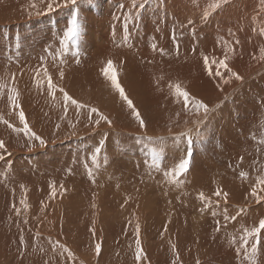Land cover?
Listing matches in <instances>:
<instances>
[{
	"label": "bare ground",
	"instance_id": "1",
	"mask_svg": "<svg viewBox=\"0 0 264 264\" xmlns=\"http://www.w3.org/2000/svg\"><path fill=\"white\" fill-rule=\"evenodd\" d=\"M119 1L85 0L80 5V19L85 25L80 54L73 56L76 48L69 46L61 81L58 76L61 45L57 37L62 38L70 19L68 10L58 9L37 16L36 11L45 7L41 0H0V77L8 79V74L15 73L20 103L29 125L48 141L46 147L34 142V150L29 151L27 138L22 133L17 135L0 123V140H4L12 153L0 161V174L11 162L8 178L5 180L0 175V264H137L134 231L128 226L129 220L134 226L137 217L147 255L142 264H172L175 259L172 244L179 252L180 264H246L241 226L258 225L264 218V201L257 203L250 196L256 178L264 176V145L257 143L264 139V60L259 59V50L264 49V11L256 9L264 8V0H230L225 8L227 13L221 16L220 29H214V25H197L195 36L184 26L186 16L206 8L213 0H172L174 14L165 7L139 10V16L134 13L131 21L125 19L127 11L120 8ZM131 1L123 0L125 5L120 4L126 6ZM33 3L36 8L31 7ZM123 22L129 23L127 41ZM233 25L238 28H230ZM173 29L180 45L179 56L175 54ZM225 30L235 33L228 36L240 41L229 65L244 77L243 83L233 80L223 85L218 77L209 76L204 67V55L210 59L223 58L226 46L218 42H224ZM17 36L21 42L19 50ZM153 42L167 55L153 51ZM50 45L55 60L46 52ZM41 56L47 57L54 82L62 85L74 99L97 107L112 121L111 117L119 114L118 121L124 125L114 128L101 122L100 128L93 131L85 127L87 111L81 110L77 117L74 106H69L67 118L62 119V95L57 93L53 101L46 90L35 86L34 75L42 65ZM108 59L114 61L118 78L129 97L139 102L140 111L149 108L152 117H160L156 118V130L147 129L148 136H163L155 133L159 131L157 128L161 130V125L171 127V135L195 127L187 125L193 121H189L181 103H177L169 83L179 81L204 102L218 101L222 105L200 127V132L206 135L205 143L199 146V139L194 136V164L178 178L180 187L169 183L162 172L149 168L150 145L147 141H144L146 145L140 144L136 139L144 133L143 129L136 125L133 134H126L130 133L127 123L133 117L126 104L122 108L112 105L123 101L102 74ZM161 76L163 79L157 86V77ZM218 83L223 92L216 87ZM102 92L108 97L103 102L105 107L100 105ZM0 115L20 126L18 116L7 102L6 89L4 98L0 99ZM123 116L128 122L122 121ZM77 119L80 123L76 135H70L72 129L68 122ZM184 119L188 120L185 125ZM57 123L61 125L59 132L55 131ZM165 130L162 133H167ZM220 138L227 141L221 142ZM133 143L138 146H132ZM101 145L97 168L91 163V157ZM198 147L202 152H197ZM185 148L183 141L178 146L169 141L160 157L162 168L170 170L183 157ZM218 154L222 161L216 158ZM89 167L95 183L87 174ZM241 171L248 172L246 180L240 179ZM53 183L58 193L55 198L51 196ZM60 185L67 189L63 195H60ZM217 187L229 192L228 203L221 201L220 209L213 207L201 212L198 194L203 191L215 203L217 198L213 193ZM21 200L26 202L27 209ZM13 204L20 209L19 216ZM224 208L230 216L236 215L238 208H245L246 212L237 216L235 222L224 221L221 215L212 216L213 211L219 213ZM25 219L27 224L23 223ZM216 219L222 225L219 233L214 231ZM93 226L95 236L91 233ZM21 237L29 244L23 259L18 251L22 247ZM232 237L236 238L235 244L230 242ZM50 241L65 244L74 253L75 260L53 251ZM97 241L102 242L99 257L94 253ZM257 260L258 264H264V234Z\"/></svg>",
	"mask_w": 264,
	"mask_h": 264
},
{
	"label": "snow or ice",
	"instance_id": "2",
	"mask_svg": "<svg viewBox=\"0 0 264 264\" xmlns=\"http://www.w3.org/2000/svg\"><path fill=\"white\" fill-rule=\"evenodd\" d=\"M160 2L162 3L163 0H160ZM229 2L230 0H213V2L208 5V8L203 11L202 20L206 22L211 12L220 9L223 5H227ZM41 3H43L45 7L42 10L36 11L35 14L37 16L48 15L50 13L56 12L58 9H67L70 17V19H68L66 23V28L62 33V38L57 37L61 45L59 48L58 67L60 70L58 72V76L59 79L62 81L65 76V72L63 70V66L65 64L64 56L65 54L68 53L69 46L72 45L76 48V51L72 53L73 56L78 57L80 54L79 44L82 38V34L84 32V26L81 23V19H80V5L85 3V0H41ZM149 3H151V0H132V8L138 9L137 17L139 16V10H143L145 6ZM31 7L36 8L37 6L35 3H33ZM123 7H124L123 5H120L121 9ZM31 15L32 13L30 12L29 16ZM131 18H132L131 13H129V15L126 16L125 19L127 20ZM194 23L195 22L192 21L191 19L188 20L187 22L189 26H192L190 27V32L193 36L196 35V29L193 26ZM231 35H235V33H231ZM124 39L125 41H127L128 39L127 24H125ZM172 40L175 42V48H176L175 54L179 56L180 45L178 42L175 29H173ZM224 44L226 46V51L224 52L223 58L210 59L207 55H204L202 57L204 67L207 69L209 76L218 77L223 85H228L233 80L243 83L244 77L240 75L238 72L234 71L233 68L230 67L229 65L230 57L236 54V45H239L240 41L239 39H236L231 44L225 41ZM20 46H21L20 37L17 36L16 38L17 50L20 49ZM151 48L153 51H158L162 56L167 55L165 50L163 48H158L155 42L151 44ZM193 51L195 50L193 49ZM46 52L49 55H52L54 60L56 59L54 52L52 51L51 45L49 46V49L46 50ZM259 52H260L259 59L264 60V49H260ZM253 58L255 59L256 57L254 56ZM40 59L42 65L40 68H38L35 71V75H34L35 86L39 90L42 91L46 90L47 93L51 96L53 101L56 100L57 93H60L62 95L63 111H64V116L62 117V119L67 118L69 106H74V108L77 110L76 113L77 117H79L81 110L87 111V121L85 123V127L95 131L100 128L101 122L106 124L108 127L113 126L112 120L103 112H101L97 107H91L84 103L79 102L77 99H74L65 90V88L62 85L54 82L52 74L48 71L47 57L41 56ZM79 62H80L79 59H77L76 63L79 64ZM213 66H215V70H213ZM102 74L109 83L110 88L113 89L115 93L118 94L120 100L123 101L124 104H126L127 108L130 110V114L138 123L139 128L144 130V133L141 136L136 137V139L138 142L147 141L150 145L151 163L149 164V168L155 169L157 172H162L164 177L168 178L169 183L175 184L177 187H180L181 181L178 178L188 173L194 164V159H193L194 136L197 139L202 138L200 132L201 125L204 122H206L210 113L216 111L222 105L217 104L215 105L214 108H211L202 99L193 96L189 91L185 90V88L181 86V82L176 81L169 83L168 87L170 91L174 92V95L177 99V103H181L182 110L184 111L186 116H189V118L192 119L195 127L188 128L185 131L175 135H171L170 137L161 136L154 138L147 135L148 125L146 119L142 115L141 111L134 104V101L129 97L125 87L122 85L120 79L118 78V70L112 59H108L106 61V66L102 68ZM42 79H43V83H42ZM162 79H163L162 76L157 77L156 80L157 86L159 85V82ZM216 87L221 92H223L224 89L221 86V83H218ZM5 89L7 90V102L10 105L11 111L18 116L20 126L18 127L15 124L11 123L9 120L5 119L3 115H0V123L7 125V127L12 129V131L15 132L17 135L22 133L23 136L27 138V147L29 151L34 150L36 146L34 142H38L40 147H46L48 141L45 140L42 136L38 135L35 131H33V129L29 125V122L26 117V113L20 103V91L16 86L15 73L8 74V79H5L4 77H0V99L4 98ZM224 99L227 100L228 96H225ZM179 116L180 113L179 112L176 113L177 120H179ZM79 123H80L79 119H77L75 122L71 120L68 122V127L72 129V131L69 133L70 135H76V128ZM187 123L188 120H185V124ZM60 127L61 125L57 123L55 125V131L59 132ZM169 132H171V128H169ZM169 140L174 146L180 145L181 142L183 141L186 144V148L183 157L180 158L178 162L175 163L174 166L170 168V170H165L161 166L160 157L162 156L165 150V146L169 143ZM257 143L264 145V139L258 140ZM102 147L103 145L97 147L91 157V163L96 165L97 168H99L100 166L99 157L102 151ZM0 150H2L0 151V161H5L6 155L7 156L12 155V153L7 150L4 140H0ZM240 159L242 161L243 157H241ZM10 171H11V162H8V164L6 165V171L0 175H3V178L6 180L8 178L7 173ZM68 171L69 173H71L70 169ZM87 174L89 178L92 179V182L95 183L94 173L92 168L90 167L88 168ZM149 175H151V173H149ZM239 177L242 180H246L248 178V172L241 171L239 173ZM60 188L62 189L60 195H63V193L66 192L67 189H64L63 185H60ZM261 192H264V176H258L256 178V183L251 188L250 196L253 197L257 203H260L264 201V195H261L260 194ZM57 194L58 193L56 190V185L53 183L51 185V196L55 198ZM213 195L217 198L215 203H213L211 197L206 196L203 191H201L198 194L197 198L202 204V207L200 209L201 212L205 211L208 208H213V207H215L216 209H220L221 201H223L224 204H227L230 194L228 191H225L223 188L217 187ZM20 203L24 206L25 209L28 208V205L24 200H21ZM125 203H127V200L125 201ZM169 203H171V201H169ZM12 207L15 210L16 215L19 216L20 209L16 208L15 204H13ZM93 207H96V205L93 204ZM245 212H246L245 208H238L236 215L230 216L228 214L227 208H224L219 213L217 211H213L211 214L213 217H217L218 215H221L224 221L235 222L237 216ZM9 218L11 219V217ZM23 223L27 224L28 223L27 219H25ZM215 224L216 227L214 231L219 233L222 227L220 219H216ZM128 226L133 227V231H134L135 261L137 262V264H142V262L147 259V255L142 246L141 225L139 222V218L137 217L134 226L132 220H129ZM241 230L243 234L240 237V239L243 243L244 260L246 261V264H258L257 255H258L259 246L261 244L262 234H264V218L260 219L258 225L255 226L247 227L242 225ZM165 231H167L166 227H165ZM91 233L93 236H95L96 229L94 226L91 228ZM37 236H39V233H37ZM250 241H251V245L249 247ZM230 242L235 244L236 238L232 237ZM50 243L52 244L53 251H58V253L61 255L66 254L67 258L75 260L74 253L65 244L59 241H54V242L50 241ZM20 245H22V247H20L18 251L20 258L23 259L24 255L28 251L29 244L26 240H24L23 237H21ZM171 248L173 250V255L175 257V259H173L172 261V264H180L179 252L176 248V245L172 244ZM41 251H43V249H41ZM237 251H240V249L238 248ZM101 252H102V242L97 241L94 244V253L97 257H99L101 255ZM197 264H199V262H197Z\"/></svg>",
	"mask_w": 264,
	"mask_h": 264
},
{
	"label": "rangeland",
	"instance_id": "3",
	"mask_svg": "<svg viewBox=\"0 0 264 264\" xmlns=\"http://www.w3.org/2000/svg\"><path fill=\"white\" fill-rule=\"evenodd\" d=\"M123 0H120L118 3H119V5H122V4H120V3H123L124 5H125V3L124 2H122ZM167 2H169V4L167 3ZM171 2V3H170ZM132 3V1L129 3V4H131ZM158 3H159V5H158ZM128 4V5H129ZM127 4H126V6L128 7V8H126V6H124L123 7V10L126 12V14L127 15H125V17L126 16H128L129 15V13H131V17H132V15L134 14V13H136L137 14V11H138V9H135V8H133L132 9V6H128ZM158 5V6H157ZM171 5H172V0H164V2H160V0H151V3H149V4H147L146 6H145V8L143 9V10H150V9H159V7L161 8V7H165V9H167V8H169L168 10H167V12H169L170 10L171 11H173L172 9H173V6L171 7ZM170 6V7H169ZM226 6L227 5H223L220 9H217V10H215V11H213V12H211L210 13V15H209V18H208V20L205 22V21H203L202 20V13H203V11L204 10H206L207 8H208V6L206 7V8H203V9H200L199 11H197L196 13H195V11L194 12H192L191 14H189V16L187 15L186 16V21L184 22V26H185V28L186 29H188V31H189V29H190V27H192V26H189L188 24H187V22H188V20H192V21H194L195 23H194V27H197V25H210V27H212L213 25H214V29H220V20H221V16L223 15V14H225V13H227V10L225 9L226 8ZM125 8V9H124ZM128 9V10H127ZM257 10H263L264 11V8L262 7V9H261V6L260 7H257L256 8ZM133 10V11H132ZM143 10H141V11H143ZM160 11V10H159ZM161 11H163V10H161ZM61 12V11H60ZM165 12V11H164ZM260 12H262V11H260ZM173 14L175 13V11H173L172 12ZM171 13V14H172ZM148 14H150V12H148ZM167 14V13H166ZM198 15V16H197ZM197 16V17H196ZM85 17L86 18H88V16H86L85 15ZM142 18V17H141ZM130 20V19H129ZM131 20H132V18H131ZM130 20V21H131ZM124 24H122V29H124L123 28V26L125 27V24H127L128 22H123ZM155 23V22H154ZM203 23V24H202ZM83 24V23H82ZM129 24V23H128ZM128 24H127V26H128ZM83 26H85L84 24H83ZM185 28H182V29H185ZM230 28H238L237 26H235V25H233L232 27H230ZM196 30H198V29H196ZM199 31H201V30H199ZM230 33H231V31L229 30H225V32H224V38H223V40H224V42L226 41V42H228V43H231L232 41H234L230 36H228V35H230ZM223 41H219L218 43H224ZM185 90H187V91H189L193 96H195V97H197V98H199V99H201L200 98V96H198V95H196V94H194L193 92H191L189 89H185ZM101 94V99H102V101H101V103H100V105H101V107H105L104 105H103V102H104V100L105 99H107L108 97L105 95V93L104 92H102V93H100ZM118 99L120 100V98L118 97ZM109 100V99H108ZM121 101V100H120ZM216 103H214V101H212V102H210L209 100H207V101H205V103H207L209 106H214L215 107V105H217L218 104V101H215ZM110 102H108V104H109ZM138 103L139 102H136L135 101V99H134V104L137 106V108L139 107L140 108V106L138 105ZM124 103L122 102V103H120V102H114V104H112V105H114L115 107H118V108H122V105H123ZM138 108V109H139ZM102 110H103V108H102ZM140 110V109H139ZM147 111V112H144V111ZM143 109V111H141V113H142V115L144 116V118L146 119V122H147V125H148V127H147V129H149V130H156L155 129V127H154V125H156L155 124V122L157 121L156 120V118L158 119V118H160V117H157V116H154V117H152L151 116V114H150V112H149V110H151V109H149V108H146V109ZM101 112H103V111H101ZM216 112V111H215ZM150 114V115H149ZM110 116V115H109ZM120 117V115L119 114H117V115H115V116H113V117H111V118H113V127L115 128V127H119L120 125H124L123 123H121L120 121H118V118ZM187 117H189V116H187ZM151 119H155V120H151ZM164 119H166V118H164ZM122 121L123 122H128L126 119H125V117L123 116L122 117ZM189 121H192L191 119L189 120ZM130 122V121H129ZM133 122H134V124H133ZM183 122H185V119H184V121ZM194 123L193 122H189L187 125H193ZM129 125V128H130V133H128V132H126V134H133V132H135V129H137V127H136V125L137 126H139L138 125V123L135 121V119L134 118H132L131 119V122L130 123H127V126ZM184 125H185V123H184ZM186 125V126H187ZM149 127H153L154 129H152V128H149ZM164 128V129H163ZM169 128H171V127H163V125H161V130H160V128H157V130L159 129V131L158 132H155L156 134H162L163 135V137H170L171 136V134L172 133H170L169 134V130H165V129H169ZM165 130V132H167V133H162L163 131ZM149 132H152V131H149ZM106 132L104 131V133L103 134H105ZM166 134H169V135H167L166 136ZM159 137H161L160 135H158ZM205 134L203 135V133L201 132V137L202 138H199V146H202L204 143H205ZM170 141V140H169ZM219 141H221V142H224V141H227V140H223L222 138H220L219 139ZM233 142V141H232ZM140 144H141V142H139ZM219 143V142H218ZM143 144H148V143H146V142H143ZM169 144V143H168ZM167 144V145H168ZM220 145V144H219ZM132 146H138V144L137 143H133V145ZM221 146V145H220ZM139 148H141V146L139 147ZM212 148V147H211ZM260 150L262 151V149L260 148ZM197 152L198 153H200V152H202V150L200 149V147H198V150H197ZM203 152H207V149H203ZM216 158L219 160V161H222L220 158V155L218 154V156L216 155ZM263 162H264V160H263Z\"/></svg>",
	"mask_w": 264,
	"mask_h": 264
}]
</instances>
